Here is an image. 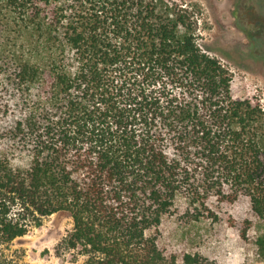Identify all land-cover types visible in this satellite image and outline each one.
<instances>
[{"label": "trees", "instance_id": "trees-1", "mask_svg": "<svg viewBox=\"0 0 264 264\" xmlns=\"http://www.w3.org/2000/svg\"><path fill=\"white\" fill-rule=\"evenodd\" d=\"M241 4L264 51V0ZM195 9L0 0V243L27 231L18 204L69 212L84 264H207L210 241L264 257V108L233 96Z\"/></svg>", "mask_w": 264, "mask_h": 264}, {"label": "rangeland", "instance_id": "rangeland-1", "mask_svg": "<svg viewBox=\"0 0 264 264\" xmlns=\"http://www.w3.org/2000/svg\"><path fill=\"white\" fill-rule=\"evenodd\" d=\"M177 1L195 5L197 42L228 68L233 96L253 97L264 108V51L252 44L239 25L250 27L256 14L252 16V12L245 10L242 0ZM12 214L26 223L27 231L0 243V261L8 264H84L89 260L90 253L82 246L71 247L68 243L74 226L69 212L32 215L14 204ZM172 228V222L165 225L166 232ZM201 252L207 264H264V257L229 241H210Z\"/></svg>", "mask_w": 264, "mask_h": 264}]
</instances>
